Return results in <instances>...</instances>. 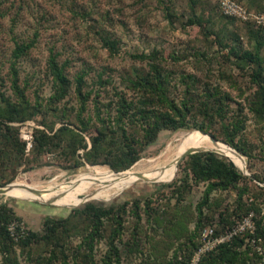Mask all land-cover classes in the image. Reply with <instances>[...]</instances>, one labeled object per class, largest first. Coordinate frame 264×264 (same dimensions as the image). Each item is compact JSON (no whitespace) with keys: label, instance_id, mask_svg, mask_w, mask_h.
<instances>
[{"label":"rangeland","instance_id":"obj_1","mask_svg":"<svg viewBox=\"0 0 264 264\" xmlns=\"http://www.w3.org/2000/svg\"><path fill=\"white\" fill-rule=\"evenodd\" d=\"M236 1L264 13V0ZM221 2L0 0V187L123 172L192 131L246 159L244 171L198 151L236 164L237 182L197 177L190 153L171 181L108 199L0 194V218L24 225L15 238L0 223V264H190L205 228L233 237L199 264H264V24ZM17 44L32 46L16 56Z\"/></svg>","mask_w":264,"mask_h":264},{"label":"bare ground","instance_id":"obj_2","mask_svg":"<svg viewBox=\"0 0 264 264\" xmlns=\"http://www.w3.org/2000/svg\"><path fill=\"white\" fill-rule=\"evenodd\" d=\"M217 150L230 157L239 168L245 171L246 159L228 144L218 141L200 131L184 133L179 138L172 156L150 161L148 164H137L129 170L114 172L98 166H90L87 171L64 183H47L46 185L26 186L13 182L0 188V194L7 196H25L38 201L75 204L81 196L86 200L108 199L119 195L123 190L140 181H171L177 173V161L187 150ZM222 154V155H223ZM142 165V166H141ZM41 184V183H40Z\"/></svg>","mask_w":264,"mask_h":264},{"label":"built area","instance_id":"obj_3","mask_svg":"<svg viewBox=\"0 0 264 264\" xmlns=\"http://www.w3.org/2000/svg\"><path fill=\"white\" fill-rule=\"evenodd\" d=\"M221 8L222 12L228 16L237 17L242 21L258 19L261 24H264V13L260 15L251 13L236 0H222ZM23 138L26 142L27 149L30 150L33 148L35 143L33 132H25ZM7 227L11 235L15 238L24 234V225L18 220H11L7 224ZM232 237V232L218 234L215 232V228H205L201 233L200 245L194 251L190 264H199L204 255L229 242Z\"/></svg>","mask_w":264,"mask_h":264},{"label":"trees","instance_id":"obj_4","mask_svg":"<svg viewBox=\"0 0 264 264\" xmlns=\"http://www.w3.org/2000/svg\"><path fill=\"white\" fill-rule=\"evenodd\" d=\"M31 46L32 44H17L15 49V55H20L21 53L29 49ZM59 75L61 76L60 73ZM61 77L64 80L63 76ZM185 125V117H182L179 123L176 124V127H184ZM34 141L36 142L35 138ZM191 158L192 171L197 177H200L201 179L218 178L225 179L230 182H237L243 177V174L239 171L238 167L233 162H227L225 159L219 157L214 151L197 152L192 154ZM11 220H13V218L7 216L0 218V223L4 225L5 230H7L8 233L10 232L8 230L7 224ZM230 242L231 241L223 244L221 247L227 246L228 244H230ZM197 247L195 248V250L197 249ZM204 256L202 257V259L204 258Z\"/></svg>","mask_w":264,"mask_h":264},{"label":"water","instance_id":"obj_5","mask_svg":"<svg viewBox=\"0 0 264 264\" xmlns=\"http://www.w3.org/2000/svg\"><path fill=\"white\" fill-rule=\"evenodd\" d=\"M213 138V137H212ZM213 140L215 141V139L213 138ZM199 150H187L184 154H182L177 163H179L181 160H183L187 155H189L190 153H195V152H198ZM236 165V164H235ZM0 188H3V187H0Z\"/></svg>","mask_w":264,"mask_h":264}]
</instances>
